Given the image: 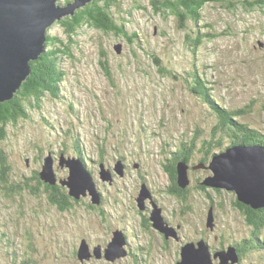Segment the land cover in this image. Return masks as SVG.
Returning a JSON list of instances; mask_svg holds the SVG:
<instances>
[{
  "label": "rangeland",
  "instance_id": "obj_1",
  "mask_svg": "<svg viewBox=\"0 0 264 264\" xmlns=\"http://www.w3.org/2000/svg\"><path fill=\"white\" fill-rule=\"evenodd\" d=\"M56 1L61 6L73 3V0L66 4L63 3L65 0ZM100 1L111 2L99 0V4ZM152 1L116 0L110 3L106 10L124 30L120 33L110 30L108 22L102 18L103 10V15L95 12L97 19L91 22L89 18V24L76 29L69 38L57 23L67 15L47 27V34L61 38L66 44L63 54L56 60L64 73L56 86V95L44 93L38 101L23 103L27 117L6 127L7 136L0 142V153L6 158L8 182H23L34 170L42 169V161L48 157L52 160L54 176L60 181L66 180L69 167L64 163L60 165L59 158L74 161L78 158L76 145L80 144L83 163L92 172L89 174L93 188L86 192L93 197L99 191L102 197L108 195L112 198L113 190L111 187L108 190L102 181L112 183L110 178L116 174L121 176L116 177L119 182L116 186L121 187L122 178L131 177L128 170L138 179L139 174L144 175L154 193L162 192L164 187L166 191L168 183L161 182L166 181L164 168L174 165L178 184L186 187L185 192L194 193L195 203L201 207V198L204 197L199 181H205L201 174L212 172L209 166L199 172L185 164L181 171L177 168L178 163H182L178 151L194 150L195 157L209 152V161L212 152L236 144L235 130L252 137L260 136L262 140L258 143L264 144V8L247 9L242 5L234 8L228 6L229 2H206L198 19L194 20L184 18L179 9L180 12L167 8L154 11ZM101 21L103 26H97ZM53 46L49 49L54 50ZM100 63L108 69L109 75ZM194 87L200 95L193 92ZM215 104L222 110H217ZM172 139L174 143L171 145ZM89 141L93 144L90 145ZM163 149L175 152L179 162L174 164L171 161L173 156L167 153L161 159ZM94 150L99 153L108 151L101 163L102 169L97 165ZM179 174L183 177L181 180ZM100 175L104 180L96 181ZM70 176L75 178V175ZM126 180L130 183L133 179ZM27 181L35 185L33 179ZM148 186L143 189V197L151 194ZM38 187V193L23 189L12 195L5 194L0 188V234L5 233L0 236L2 264L7 262V253H12L15 245L26 243L27 227L34 233V264H78L82 244L88 251L87 243L102 233L98 216L93 217L79 208L81 200L90 205L89 193L80 196L81 200L78 205H73L71 212L53 204L49 211V203L44 204L46 193L41 190L43 186L38 184ZM204 187L205 195L213 194L217 203L222 197L225 204L221 208L215 206L196 212L194 218L197 222L187 215L196 224L183 220L185 228L184 232L178 228L179 240L169 237L172 257L167 251L165 256L155 253L154 261L149 257L144 260L139 255L140 263L174 264L182 240L202 241L204 230L210 238V247L216 240L223 248L229 242L228 238L233 237L242 248L236 258L229 251L218 249L217 264H264V228H254L252 233V226L246 222L245 209L244 212L237 209V206L241 209L236 201L237 192L226 187ZM185 199L188 201L183 203L182 200L180 208L192 212L196 207L191 205L194 200ZM172 207L169 208L173 211ZM159 210L161 212V207L154 204L151 211L158 223L159 219L162 220ZM180 212L174 206V216L182 219ZM195 225L202 230L194 229ZM196 230L199 234H193ZM186 233L192 236H186ZM55 236L62 254L57 259L51 254L44 258L43 254L51 251L50 238ZM129 239L134 245L138 242L134 236ZM192 246L197 250L202 248L200 243ZM203 247L209 253V247ZM201 250L198 252L205 255L206 252ZM92 263L101 264L96 260ZM207 263L205 256L203 264Z\"/></svg>",
  "mask_w": 264,
  "mask_h": 264
},
{
  "label": "water",
  "instance_id": "obj_2",
  "mask_svg": "<svg viewBox=\"0 0 264 264\" xmlns=\"http://www.w3.org/2000/svg\"><path fill=\"white\" fill-rule=\"evenodd\" d=\"M86 1L91 0H73L71 5L67 3L61 6L56 0H0V102L11 99L30 75V61L37 59L44 51L47 27L64 15L74 14V7L84 5ZM117 48L119 50V46ZM44 160L40 176L44 181L54 184L57 178L54 176L52 160L50 157ZM80 162L78 158L74 161L59 159L60 165L64 163L69 167L67 179L60 182L66 184L69 193L76 197L93 188L91 175L82 168ZM183 166V162L178 163L177 168L182 171ZM209 167L213 174L206 178L205 184L236 191L240 200L253 207L264 206V144H233L214 154ZM70 175H75V178ZM179 175L181 180L183 177ZM91 196L94 202L98 201V193ZM201 245L202 250H198L205 253L204 245ZM118 247L119 244L113 239L105 251V257L114 259L123 255L124 250L111 254ZM82 248L83 251L78 254L80 260L89 256L84 244ZM198 250L192 244L183 247L178 264H203L202 255L203 261L206 256L207 264H213L208 252L204 255ZM227 251L236 258L234 248L229 247ZM217 255L216 252L214 256ZM220 257L222 259V254Z\"/></svg>",
  "mask_w": 264,
  "mask_h": 264
},
{
  "label": "flooded vegetation",
  "instance_id": "obj_3",
  "mask_svg": "<svg viewBox=\"0 0 264 264\" xmlns=\"http://www.w3.org/2000/svg\"><path fill=\"white\" fill-rule=\"evenodd\" d=\"M69 1L71 0H65V2L63 3L66 4ZM244 135H247V134H244ZM246 138H247L246 140L249 141L248 144H254V137L247 135ZM233 142L234 140L232 141V143ZM173 143H174V139L171 140V145ZM223 150L219 152H216V151L212 152L211 153L212 156L210 155L211 158L208 161L209 152H207L205 156L202 155L199 157H195L194 150L191 151L190 149L186 148L183 150L185 151L184 156L180 157V159L186 165L187 168L190 167L191 170H199L200 172V171L207 169V166L210 165V162L214 154L220 153ZM159 152H161V150H159ZM77 153L81 155V159L84 161V158H83L84 155L82 154V151L79 150V148L77 149ZM106 153H108V151H106L105 153H102L103 158L101 159L99 156V151L94 150V154H96V157H97V165L101 169L103 167L101 163L103 162V159ZM166 153L169 156L171 155L173 156V158H171L172 159L171 161H173L174 164H176L177 161L179 162V158H176L174 156L175 152H168L166 149L162 150L163 156L161 157V159L166 155ZM190 156H192V158H195L197 160L196 161L191 160ZM116 157L117 156H113V158H116ZM169 168L175 171L174 165L173 167H165V169H169ZM209 169L211 168L209 167ZM89 171L92 174L91 170ZM128 172L131 174V177L126 178L125 176L124 178H122L123 180L122 187L116 186L117 185L116 181L118 178L117 176H119L116 174H113L112 176L113 184L100 180L101 175L98 179H96V181L97 180L102 181L101 184H104L108 190H109V187H111L114 193V196L112 198L108 195L107 196L105 195L106 197L105 196L102 197V195L98 191L99 193L98 201L94 202L95 204L93 205L94 206L93 208L96 209L97 212L92 213L88 210H85L86 208H89V207H81L80 206L81 204L79 205V208L82 209L83 212H88L91 216L93 215L98 216L99 226L102 232L100 236L92 235L93 237H95L94 240H91L93 242L91 243V241H89V243H87L89 244L88 245L89 256L82 260L79 259L80 264H93L92 263L93 260L99 261L101 264H142L138 261L139 255L140 257H143L144 260L146 259V257H149L150 261H154L155 253H157L160 256L162 255L165 256L166 251H167V254L172 257V255L170 254L171 240H169V237L174 236L176 237L177 240H179L180 230L178 228H182L183 232L185 228L183 220H185L188 224L192 225L193 223L197 222L194 218V215L196 212H199L200 210H203V211L206 209L208 210V208L210 207L211 208H214L215 206L220 207L221 202L222 204H225V200L222 199V197L218 199L220 200V202L217 203L214 201L213 203H211L212 202L211 198L212 197L214 198V196L211 193L205 195L204 191L206 187H204V191H203L204 198H201V201H202L201 207L195 203L194 193L185 192L184 194L180 195V194H172L168 192L169 190L168 186L170 184L169 181L171 179V176L166 170H165L166 173L164 172L166 174V181L165 182L161 181L162 183H168L166 191L164 187V190L162 192H157L154 183H151L154 185V191L157 193L153 192V187L151 188L150 186H148L149 184H147L146 180L145 182L139 181L137 176L133 177L130 170H128ZM207 175H209V173H205L203 175V178H206ZM119 177L121 178V176ZM128 178H132L133 180L130 181L129 183V180H126ZM158 178H160V175H158ZM202 182L199 181V184L203 185ZM144 183L146 185H144ZM200 185H197V187L201 188ZM146 186H148V190L150 191L151 194L148 197L146 196L143 197L142 192ZM201 189L203 190V188ZM159 194H161V196H159ZM86 195L87 194H84V196ZM174 198H176V200ZM185 198L194 200L191 205L196 206L194 208L196 212H194V210L192 212H189V210H184V209L182 210L180 208L182 200H183V203L185 201H188ZM154 204L155 205L157 204L158 207H161V212L159 210L158 214L159 212L161 213V219L163 220V222H161L162 220L160 221L159 219V223H158L152 216L151 211L154 208ZM174 206H176V208L179 209V211H181L180 215L182 216V219L179 216H174ZM169 207H172L173 211ZM57 208L60 209L59 206H57ZM237 208L239 207L237 206ZM163 210H165L166 214L164 213ZM189 214L194 219L195 222L187 218V215ZM215 219H216V216H215ZM4 224L6 223L4 222ZM214 226L216 227V225ZM193 228L202 230V228H200L197 225H195V227ZM252 228H253L252 233L254 234V227L252 226ZM113 232L115 233L114 236L112 234ZM209 232H213V231L210 230ZM4 234L5 233L2 231V234H0V236H3ZM193 234H199V232L196 230L194 231ZM185 235L192 236V234L190 233H186ZM201 235L203 238L202 241L201 240L198 241V239L196 241H193L192 239H188V238H184L182 240L181 242L182 245L179 248V252H178V255L176 256L174 264L177 263V261L179 260L181 256L183 245L187 246V245L192 244L196 246V243L201 244V242L203 245H206L209 247V254L214 260L213 264L218 263V261H216L217 257H214V254L216 253L217 249L213 250L214 247L211 246L212 247L211 248L209 246L210 243L208 240L209 238L207 237L208 234L203 230ZM130 236H134L137 238L138 242L134 241L135 245L132 244L133 241L129 239ZM214 237L216 238L217 236L214 235ZM25 238H26L25 244L22 243L21 245L19 243L15 245L16 247H13L12 253H7V262L3 264H34L35 245L33 241L34 233L31 228H28V227L26 228ZM113 239L116 241L117 245L119 244V247L118 249L116 248L115 251H113V253L111 252V254H114V252H118L120 250H124V254L114 257V259H108L105 257V251L109 243ZM82 240H85V238H82ZM228 241L229 242L224 244V246L226 245L225 247L233 246L236 252H238L239 249H242V248H239V243L235 241V238L229 237ZM50 242H51V247H50L51 251L50 253L45 252L43 256L44 258H49L51 254L52 258L57 259L62 254V251L59 249L60 247H59V242L57 240V236L51 237ZM13 243L14 241H12V244ZM155 250H158V251H155ZM134 258H136V261H133ZM0 262H1L0 264H2L1 260ZM162 264H167V262H164Z\"/></svg>",
  "mask_w": 264,
  "mask_h": 264
},
{
  "label": "trees",
  "instance_id": "obj_4",
  "mask_svg": "<svg viewBox=\"0 0 264 264\" xmlns=\"http://www.w3.org/2000/svg\"><path fill=\"white\" fill-rule=\"evenodd\" d=\"M99 0H93L90 1L88 3H86L84 6L78 8L75 10V14H71L68 16H65V19L61 20V21H57L58 24H60L62 26V29L67 33L68 38L70 36H72L73 34H75L76 29L78 28H82L85 24H89L88 20L89 18H91V22L95 21L96 18V14L95 12H99L101 15L102 14V10L104 11V15H103V19L106 20L108 22V25L110 26V30L115 31V33H120V32H124V30L122 29L121 26H118L115 21L112 19L111 17V13L106 10V8H109L111 6L110 3H115L116 0H110L111 2H107V1H100V4L98 3ZM168 1V4H164ZM206 2H229L228 6L229 7H234L236 8L237 6L242 5L244 8L247 9H254V7H258V8H264V0H173L172 2L170 0H153L152 1V7L154 11H159V9L161 11L167 10L169 9V11H178L181 10L184 13V18L188 17L190 19H194L197 20L199 17V12L201 7L203 6L204 3ZM166 6V7H165ZM163 7V9L161 8ZM167 8V9H166ZM180 12V11H178ZM90 21V20H89ZM103 21L99 22L98 24H96L97 26L101 25ZM75 29V30H74ZM136 34L134 33V36ZM54 45L53 47H55L54 50H50L49 47H51V45ZM57 45H62L61 47H57ZM45 47L46 49L42 52V54L39 55V57L35 60H31L30 61V75L27 77V79L25 81H23L21 83L20 88L18 89V91L15 93V95L6 101L0 102V142H2L6 136H7V130L6 127L9 124H13L14 122H16L19 118H26L27 117V111L26 109L23 107V103H29L31 100H35L38 101L40 97H42L43 95L49 94L51 96L56 95V86L57 84L62 80V76H63V71L59 68L56 60H58V58L63 54L64 52V47L66 48V44L63 43V40L59 37L47 34L46 35V41H45ZM156 60H158V58H156ZM102 64V63H100ZM103 65V64H102ZM101 65V66H102ZM103 68H105V72L107 75H109V71L108 69L103 65ZM162 70H165V68L162 67ZM166 71V70H165ZM193 92H195L196 94H201L197 88L194 87ZM214 107L217 110H222L220 108V106H218L217 104L214 105ZM229 118V117H228ZM232 122V121H230ZM236 131V135L238 137V141L234 142V143H241V144H248L249 141H247L246 136L244 135V133L239 132L238 130ZM234 132V131H232ZM241 139V141H240ZM262 139H260V136L256 137L254 136V143L256 142H260ZM90 145L93 144V141H89ZM79 144V142H77ZM251 143V142H250ZM80 151H83V147L82 145H76V149H78ZM78 159L81 160V165L83 166V168L85 170H87L89 167L86 163H83L84 161L81 159V155H79V153H76ZM176 153H174V156L176 158H178L176 155ZM178 154H180V157H183L185 154V151L180 150L178 151ZM73 155V154H70ZM100 158H103V154L99 153ZM60 159V158H59ZM6 158L5 156L2 155V153H0V188L3 190H5V194H9L12 195L19 193L21 190L23 189H27V192H32V193H38L37 191L40 189V187H38V184H41L42 187V191L45 192V196L46 199L44 201L45 203H49L47 209L50 208L49 206H51L52 204L56 206H59L60 209H64L68 210V211H72L73 209V205H78V202L81 200L80 196H84V194H80L79 197H76L72 194L69 193V187L66 184H62L60 182V180H56L54 184H51L50 182H46L44 181L41 176H40V170H34L32 175H30V177H24L25 179H23V182L21 181H17L16 183H14L13 181L8 182V177H7V172H6ZM43 163V161H42ZM42 166V165H41ZM6 167V168H5ZM164 168V167H163ZM165 170L170 174L171 179L169 181V190L171 191L170 193L172 194H184L185 193V187H181V185L178 184L177 182V172L176 169L175 171L172 170L171 168L169 169H165L164 168V172ZM136 171H139V169H137ZM90 172V171H89ZM202 172V171H200ZM143 173V172H142ZM166 173V172H165ZM144 174V173H143ZM146 174V173H145ZM205 173H202L201 175H204ZM210 175V174H209ZM139 180L145 182L146 178L144 175L139 174ZM28 179H33L35 182V185H31L29 184V182L27 181ZM102 180V177L100 178ZM111 181H113V178H111ZM117 183H119L118 181H116ZM145 184V183H144ZM123 183L121 182V187H122ZM203 186V190H200L201 192L204 191V186H208L207 184H203L201 185ZM217 188V187H216ZM230 190V189H228ZM233 191V190H231ZM234 192V191H233ZM89 193V192H87ZM86 193V194H87ZM236 194V192H235ZM89 199L90 201V205L89 202L85 203L82 202L81 200V207H94L93 205L95 204L91 194L89 193ZM170 195V194H169ZM234 195V194H233ZM236 198V196H234ZM212 202H214L213 197L211 198ZM238 204L241 206V209L237 208L239 211L244 212V209L247 213V218H246V222L253 226L256 230H260L264 228V207H253L250 203H247L245 201H242L238 198H236ZM66 201H68V203H65ZM85 201V200H83ZM223 201V200H221ZM222 202L220 204V207H222ZM77 208V207H76ZM75 208V211H76ZM85 210H88L92 213L97 212L96 209L92 208H86ZM194 212H196V210L194 209ZM210 239V238H209ZM208 239V240H209ZM213 241V240H212ZM210 243V242H209ZM214 249H217L216 251L218 252V249H223L225 251L228 250L229 247L234 248L233 246H227L225 247L223 245V248H220V246L218 245V243L215 240V244H214ZM237 255V253H236ZM180 260V258H179ZM212 263H214V260L212 259ZM178 262V261H177ZM219 263V261H218Z\"/></svg>",
  "mask_w": 264,
  "mask_h": 264
},
{
  "label": "bare ground",
  "instance_id": "obj_5",
  "mask_svg": "<svg viewBox=\"0 0 264 264\" xmlns=\"http://www.w3.org/2000/svg\"><path fill=\"white\" fill-rule=\"evenodd\" d=\"M82 168H83V166H82ZM84 169V168H83ZM85 170V169H84ZM211 170V169H210ZM86 171H88L89 172V168L86 170ZM211 172H212V170H211ZM213 174V172L210 174V175H208L207 177H209V176H211ZM102 177V176H101ZM206 177V178H207ZM206 178L204 179V180H206ZM111 179V178H110ZM102 180H104V177H102ZM202 184H204V181L202 182ZM208 186H212V187H217V188H221V187H218V186H216V185H212V184H207ZM225 189H227V188H225ZM113 228V227H112ZM200 253V252H199ZM181 258H182V255H181ZM203 258H204V256L202 255V262H203ZM181 261V259L177 262V264L179 263Z\"/></svg>",
  "mask_w": 264,
  "mask_h": 264
}]
</instances>
